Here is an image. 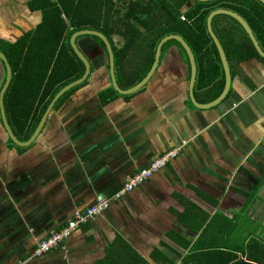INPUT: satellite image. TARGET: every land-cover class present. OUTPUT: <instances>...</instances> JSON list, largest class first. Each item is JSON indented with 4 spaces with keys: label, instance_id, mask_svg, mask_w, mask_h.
<instances>
[{
    "label": "crops",
    "instance_id": "crops-1",
    "mask_svg": "<svg viewBox=\"0 0 264 264\" xmlns=\"http://www.w3.org/2000/svg\"><path fill=\"white\" fill-rule=\"evenodd\" d=\"M112 1L121 17L131 0ZM76 3L0 0V41L15 43L44 18L55 20L46 4L73 10ZM79 4L82 20L94 10L104 19L102 0ZM88 37L77 42L90 63L86 82L53 106L29 147L9 140L0 114V264H182L211 248L237 249L239 261L247 260L243 249L264 264V62L242 61L228 97L197 110L188 98V63L171 47L139 92L102 104L107 55ZM5 81L0 61V87ZM8 125L17 137L9 118ZM170 149L179 154L159 172L65 243L35 255L37 243L76 211L111 199Z\"/></svg>",
    "mask_w": 264,
    "mask_h": 264
},
{
    "label": "trees",
    "instance_id": "trees-1",
    "mask_svg": "<svg viewBox=\"0 0 264 264\" xmlns=\"http://www.w3.org/2000/svg\"><path fill=\"white\" fill-rule=\"evenodd\" d=\"M76 1V0H75ZM189 0H131L126 12L118 17V10L112 0H102L104 19L82 20L80 0L75 7L68 8L50 4L44 11L53 13L55 20H42L33 31L24 34L15 43L0 41V51L4 53L11 68V80L4 98L6 114L20 142H27L34 133L48 105L68 84L81 78L84 66L70 45L71 36L79 30H94L109 41L114 58V70L118 86L129 89L136 85L149 71L155 54V46L164 36L178 35L190 47L196 63L194 98L200 105L217 100L225 87V74L218 50L208 33L207 18L217 9L230 10L240 16L250 27L259 47L264 52V5L258 0H214L197 1L190 9L183 8ZM59 2V0H57ZM96 7V0H95ZM100 11V10H99ZM65 18H61V15ZM98 14L101 17L100 12ZM183 16L184 20L180 17ZM213 30L220 40L229 61L233 77L235 69L245 60L264 59L256 53L251 41L238 22L226 15L214 17ZM87 36H82L80 39ZM96 42L106 55L104 44L96 37H88ZM175 47L188 63L181 45L166 41L160 48ZM69 90L55 107L72 96L85 83ZM2 83L0 92L2 89ZM119 95L111 85L101 90L98 98L107 104ZM15 128L25 131L24 137L17 135ZM197 248V247H195ZM193 248V251L197 249ZM184 257L182 264H233L239 261L237 249H202ZM252 262L253 256L245 254Z\"/></svg>",
    "mask_w": 264,
    "mask_h": 264
},
{
    "label": "water",
    "instance_id": "water-1",
    "mask_svg": "<svg viewBox=\"0 0 264 264\" xmlns=\"http://www.w3.org/2000/svg\"><path fill=\"white\" fill-rule=\"evenodd\" d=\"M197 1L211 2L214 0H189L186 3V5L184 6L183 10L187 11ZM258 1L264 5V0H258ZM218 15L229 16L232 19H234L236 22H238L240 24V26L243 28L246 35L248 36L249 40L251 41L256 53L259 55V57L264 59V52L259 47L258 42L256 41L250 27L240 16H238L237 14L233 13L230 10H225V9H217V10L212 11L207 18V29H208L209 35L211 36V38H212V40H213V42H214V44L218 50V53H219V56H220V59L222 62V66L224 69V74H225V87H224L223 93L214 102L207 104V105H200L195 101L194 85H195V79H196V63H195V59H194V56L192 54L190 47L187 45V43L180 36L168 35V36H164L163 38H161L155 46L154 60H153V63L151 65L149 71L136 85H134L133 87H131L129 89L123 90L118 86V83L116 81L115 70H114L113 52H112V48H111L109 41L106 39V37L103 34L97 32V31L79 30L71 36L70 45H71L72 49L74 50L75 54L77 55V57L80 59V62L83 64L84 73L82 74L81 78H79L78 80L68 84L67 86H65L64 88H61L59 90V92L55 95V97L52 99V101L48 105V107H47L44 115L40 119V122L37 125L34 133L30 137V139L25 143H20L16 139V137L14 136V134L12 133V131L8 125V118H7V114H6V110H5L4 98H5V94H6V89L9 85V82L11 79V68H10V65L8 63V60L6 59L4 54L0 51V61H2L4 63V66H5V80H6L5 84L3 85L1 92H0V114H1V119L3 122L4 128L7 132L8 137H9V140L14 145H16L18 147H22V148L29 147L39 137V135H40V133H41V131L45 125L47 116L50 113L53 106L57 103V101L61 97H63L66 93H68L69 90L81 85L84 81L87 80L88 75L90 73V63H89L88 59L80 51V48L78 47V44H77V39L79 37H82V36L96 37L104 44L105 49H106L107 61H108V75H109L110 85L113 88L114 92H116L120 96H130V95H133V94L139 92V90L147 84V82L150 80V78L152 77V75L154 74V72L156 70L157 61L159 58L161 46L166 41H170V40L177 41L181 45V47L183 48V50L186 54L187 60H188V66H189L188 98H189V101H190L192 107L197 109V110H209V109H213V108L219 106L228 97V95L230 93V89L232 86V74H231L229 61L227 59V56H226L225 51L223 49V46H222L220 40L218 39V37L216 36V34L213 30V27H212V22H213L214 17H216ZM233 264H256V263L242 259V260L237 261Z\"/></svg>",
    "mask_w": 264,
    "mask_h": 264
},
{
    "label": "built area",
    "instance_id": "built-area-1",
    "mask_svg": "<svg viewBox=\"0 0 264 264\" xmlns=\"http://www.w3.org/2000/svg\"><path fill=\"white\" fill-rule=\"evenodd\" d=\"M180 19L184 20V17L181 16ZM178 154L179 149H170L163 152L159 157L155 158L147 168L141 169L128 177L122 188L114 194L111 199L99 200L93 207L88 208L85 212L76 211L65 226L52 232L37 243L34 251L35 255H41L65 243L81 225L89 222L103 211H107L112 203L119 202L125 194L139 187L153 174L159 172L166 163L176 158Z\"/></svg>",
    "mask_w": 264,
    "mask_h": 264
}]
</instances>
